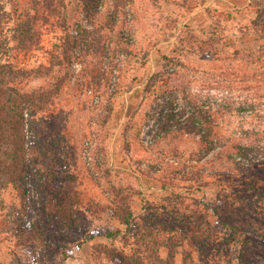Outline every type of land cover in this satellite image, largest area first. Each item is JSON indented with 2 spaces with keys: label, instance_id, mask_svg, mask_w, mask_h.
<instances>
[{
  "label": "rangeland",
  "instance_id": "1",
  "mask_svg": "<svg viewBox=\"0 0 264 264\" xmlns=\"http://www.w3.org/2000/svg\"><path fill=\"white\" fill-rule=\"evenodd\" d=\"M2 1V64L15 60V64L33 69L43 62L48 64L46 51L57 41L54 33L50 28L46 30L49 34L44 40L49 48L20 55L14 40L16 17L11 19L10 15L14 4ZM203 1L134 0L123 10L125 14L116 15L117 0H92L88 4L97 11L94 21L87 17V4L83 7L82 3L78 17L72 12L82 29L80 34L74 31L80 45L68 67L69 75L64 77L60 91L54 93L46 112L25 115V133L29 145L39 141L36 163L57 174L55 185L77 190L85 200L100 203V208L93 209V216H84L86 236L125 229L112 211L117 198L128 201L134 213L133 223H143L146 201L160 203L169 195L162 190L165 185L180 189L194 183L184 173L191 165L202 168L206 173L203 179L213 185L201 188L195 199L187 197L178 209L194 210L198 217H204L202 200H217V177L209 173L224 172L234 157L245 161L237 156L236 145L264 146V141H259L264 134V43L253 26L262 0ZM112 15L115 29L105 30L109 52L104 57L89 53L94 28L109 23ZM66 71L65 67H55L49 75L36 72L18 79L24 91L44 86L48 89L56 83V73L63 77ZM157 74L164 76V84L182 94L174 109L159 107L155 95L148 92V82ZM188 96L220 111L219 135L203 141L202 134L179 130L193 110L190 106L180 107ZM255 171L264 173V168H254ZM67 175H71L68 180L76 181H66ZM246 187H241L240 208L245 210L252 201L259 205L252 209L264 212L260 209L264 206V186L258 191ZM0 193L9 207L7 212L10 207H19L12 187ZM28 215L31 218L34 210ZM260 217H247V222L258 225ZM254 233L260 235L258 231ZM57 239L71 246L72 257L64 264H113L94 254L95 247L110 245L104 237L88 239L81 247L76 243L82 238L73 240L66 231H60ZM261 244L259 247L264 249ZM33 256L25 248L0 246V263L31 264ZM162 256H167L166 250H162ZM259 259L256 264H264V257ZM176 264H184L181 254Z\"/></svg>",
  "mask_w": 264,
  "mask_h": 264
},
{
  "label": "trees",
  "instance_id": "2",
  "mask_svg": "<svg viewBox=\"0 0 264 264\" xmlns=\"http://www.w3.org/2000/svg\"><path fill=\"white\" fill-rule=\"evenodd\" d=\"M11 1L14 4L11 19L16 17L14 40L20 55H31L44 46L49 48L44 40V36L49 34L46 31L48 28L57 41L52 42L50 51H46L48 64L43 62L34 69L15 64V60L14 63L2 64L0 59V192L12 187L20 201L19 207H10L7 212L9 207L0 193V246L28 249L35 259L31 264H64L72 257L71 246L60 242L57 235L60 231H66L73 240L77 236L82 238L76 243L79 247L88 239L92 241L96 237H104L110 245L95 247L94 254L104 256L113 264H176L178 254L182 255L184 264H256L259 258L264 257V249L259 247L261 243L264 245V212L252 209L259 206L252 201L246 205L245 210L240 208L243 185L252 191H258L264 186V173L253 172L254 168H264V146L255 144L236 145L237 156L245 161H238L234 157L231 167H226L224 172L209 173L217 177L214 181L218 188L217 200H202L204 217H198L194 210L181 212L178 209L187 197L195 199V194L201 188L205 187L206 190L213 185L203 179L206 173L202 168L191 165L184 173L191 176L189 179L194 183L180 189L165 185L162 190L169 195L163 197L160 203L146 201L143 223H133L134 213L128 201L116 197L112 211L125 229L116 228L105 233L99 231L97 234L85 235L87 227L84 216H93V209L100 208V203L94 199L85 200L77 190H66L55 185L57 174L48 172L44 164L36 163V150L40 145L39 141H31L30 145L26 141L25 115L46 112L54 93L60 91L59 86L64 84V77L69 75L68 67L80 45V39L74 31L81 33L82 28L76 16L82 10V3L83 7L87 4L86 12L90 20L94 21L97 11L88 4L92 0ZM133 3L134 0H117L115 14H125L123 10ZM74 11L76 16L72 14ZM4 13L3 1L0 0V28ZM114 15L108 19L109 23L98 24L94 28V36L88 43L89 53L104 57L109 52L105 30L111 27V30L115 29L116 21L111 20L115 18ZM253 26L260 41L264 43V0L257 9ZM55 67H65L67 71L63 77L56 73V83L52 87L48 86L47 89L44 86L33 91L22 89L23 82L18 78H27L37 73L49 75ZM164 82L162 74L154 75L148 82V92L155 95L159 107L167 105L174 109L179 106L182 94ZM189 98H183L185 103H181L180 107L190 106L193 110L186 124L179 130L202 134L203 141L219 135L220 111L208 106L207 102L200 103L197 98ZM185 113L186 109H183L182 114ZM31 129L34 135L33 125ZM260 136L262 139L259 141H264V134ZM54 165L57 166V163ZM67 176L64 177L66 181H76L68 180L71 175ZM31 209L34 215L29 218ZM260 209L264 210V206ZM250 216H261V223H248L247 217ZM256 231L260 235L255 234ZM162 250L167 251L166 257L162 256ZM14 257L16 254L10 257L11 260ZM0 264H11V261Z\"/></svg>",
  "mask_w": 264,
  "mask_h": 264
}]
</instances>
